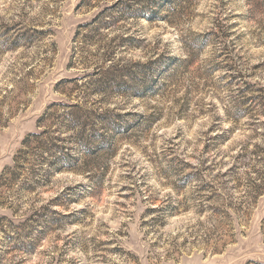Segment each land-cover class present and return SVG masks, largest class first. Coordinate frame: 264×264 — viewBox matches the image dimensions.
Here are the masks:
<instances>
[{
	"label": "rangeland",
	"instance_id": "rangeland-1",
	"mask_svg": "<svg viewBox=\"0 0 264 264\" xmlns=\"http://www.w3.org/2000/svg\"><path fill=\"white\" fill-rule=\"evenodd\" d=\"M262 89L264 0H0V175L38 135L17 183L44 178L0 217L61 213L10 263L264 264V194L234 231L197 196L264 148L232 102Z\"/></svg>",
	"mask_w": 264,
	"mask_h": 264
},
{
	"label": "trees",
	"instance_id": "trees-1",
	"mask_svg": "<svg viewBox=\"0 0 264 264\" xmlns=\"http://www.w3.org/2000/svg\"><path fill=\"white\" fill-rule=\"evenodd\" d=\"M105 19L106 18H99L102 23L100 28L110 26V21ZM262 91L263 89L261 90V92ZM261 92H259V95H251L249 97H246L247 95H242L243 99L239 100L232 99V102H234V104L243 105V107H246L244 110L242 109L234 113L236 121H239L246 115H251L252 119H257L259 118V116L264 114V92ZM29 137L25 139L23 143L24 148L26 149L19 150L16 155L14 159L15 165L13 167L7 168L0 175V205L4 207L7 206L11 210H13L14 216H19V212H22V207L24 206L23 194L26 195L32 193L35 190H38L40 187L44 186L43 177L36 176V179H34V176L36 175L34 173H36V171L31 172L33 178L32 183L30 180L24 181L19 185L17 183L18 181L20 182V179L22 178V172L24 170L23 168L25 162L29 160L26 159V157L30 156V143H32L33 138L37 139L38 135H32ZM54 146L60 149V147H58L57 145ZM45 153H48V151H45L44 154ZM40 156L42 160H46L45 155ZM236 159L238 160V163L229 168V171L231 172H226L224 174V176L226 177H229L231 175V178L223 184L225 185L224 187L220 186L223 188H218L217 185L215 186V184L212 182H202L197 186L199 191L197 196L199 197V200H201V209L199 212L202 213L208 210L211 211L215 219H217L218 217H224L230 231L235 230L234 219L230 214V210H234L236 212L241 211L244 214L243 216L246 217L250 215V210L256 205L259 197L264 194V148L252 151L250 154L243 151L242 153L238 154ZM242 167H244L243 169H246V171L243 174L244 176H239V173L235 171ZM45 172L47 173V175L49 173H52V171ZM229 180H234L236 182L235 188L237 190L242 186H246V191L244 194L246 200L237 203L238 205H236V202L233 201L234 197L232 194H226L222 191L223 189H227L226 184L227 182H229ZM21 181H23V179ZM16 185H18V187L15 189ZM205 202L207 203L205 204ZM31 212L32 213L25 216L20 223H15L14 220L9 218L8 216L0 217V264H13L10 263V260H12L11 257L14 254L29 253L34 247L38 245V243L43 238L45 229L49 228L48 224H50V221L47 220L49 216L46 213L61 215L59 211L52 210L50 205L47 207H43V211L40 214L39 210L35 209H32ZM40 218H44L46 220L39 221ZM222 223L223 225H225L224 221H222ZM38 226H40V229L37 228ZM28 228L30 230L26 232ZM36 228L37 235L35 237H32L30 231ZM210 229L212 228H208V230ZM262 229L264 230V218ZM229 230H225L226 235L230 233ZM213 231H218V229ZM209 235H211V233L206 235V238L209 239ZM232 235L234 236V233ZM24 261L25 259H22L18 263L20 264Z\"/></svg>",
	"mask_w": 264,
	"mask_h": 264
}]
</instances>
